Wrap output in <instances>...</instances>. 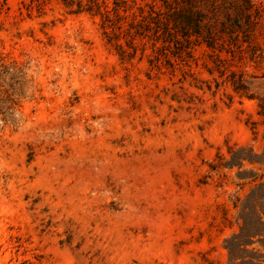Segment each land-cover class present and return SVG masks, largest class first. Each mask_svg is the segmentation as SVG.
<instances>
[{"label":"rangeland","instance_id":"obj_1","mask_svg":"<svg viewBox=\"0 0 264 264\" xmlns=\"http://www.w3.org/2000/svg\"><path fill=\"white\" fill-rule=\"evenodd\" d=\"M98 1L0 0V264H264V0Z\"/></svg>","mask_w":264,"mask_h":264},{"label":"trees","instance_id":"obj_2","mask_svg":"<svg viewBox=\"0 0 264 264\" xmlns=\"http://www.w3.org/2000/svg\"><path fill=\"white\" fill-rule=\"evenodd\" d=\"M66 7L70 8L71 11H87V12H93L96 11L97 13H101L100 9L102 8L101 4L98 0H85L86 4H83V0H63ZM77 5V9H73V5ZM201 17L202 14L198 11L190 10L185 15L184 19L187 25H192L195 27L197 33L201 28ZM185 26V25H184ZM208 46H211L210 40H206ZM231 255V254H230Z\"/></svg>","mask_w":264,"mask_h":264}]
</instances>
